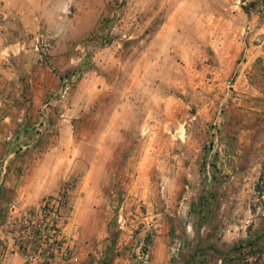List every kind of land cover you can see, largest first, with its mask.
Listing matches in <instances>:
<instances>
[{"label":"rangeland","instance_id":"obj_1","mask_svg":"<svg viewBox=\"0 0 264 264\" xmlns=\"http://www.w3.org/2000/svg\"><path fill=\"white\" fill-rule=\"evenodd\" d=\"M70 4L72 14L82 15L78 25L86 36L78 42L77 63L60 75L58 92L64 79L72 81L67 95L53 106L61 109L48 119L70 124L73 136L71 121H94L86 129L76 128L87 138L72 148V164L81 172L110 169L95 174L102 183L110 182L105 193L110 229L139 235L140 254L149 251L155 236L167 234L174 249H203L208 264L217 263L218 254L220 264H264V245L248 249L238 236L245 224L230 222L237 191L222 186L223 177L214 175V167L221 165L214 158L215 139L226 131L223 125L236 104L233 88L242 43L248 26H263L264 0ZM49 41L40 35L30 39L37 66H52L55 47ZM83 79L84 92L72 95ZM33 130L34 135L51 133L49 127ZM3 181L0 175V186ZM221 207L220 221L208 223ZM191 221L193 240L186 232Z\"/></svg>","mask_w":264,"mask_h":264},{"label":"crops","instance_id":"obj_2","mask_svg":"<svg viewBox=\"0 0 264 264\" xmlns=\"http://www.w3.org/2000/svg\"><path fill=\"white\" fill-rule=\"evenodd\" d=\"M70 1L0 0V160L5 163L0 186V264L57 263L62 259H68V264H208L203 249L196 247L197 253L193 247L174 249L176 244L167 234L153 238L144 263L140 236L110 229L105 194L110 182L95 177L110 169L91 167L81 172L72 164V148L83 145L87 138L76 128L86 129L94 121H71L78 133L73 136L70 124L48 119L61 108L45 110L44 104L58 92L60 75L77 63L78 42L86 36L78 25L82 15L70 12ZM248 30L233 88L236 104L223 125L226 131L215 139L214 158L221 165L214 167V175L223 177L222 186L237 191V210L230 222L245 224L238 236L244 237L249 249L254 243L264 245V24L248 26ZM32 35L52 42V66L36 65L29 50ZM86 84L85 79L80 80L72 95H81ZM39 126L49 127L51 133L34 135L33 128ZM77 173V181L69 184ZM65 188L69 189L70 210L58 235L51 238L41 205ZM223 208L217 215L210 214L208 223L220 221ZM192 226L193 222L186 231L189 240L194 239ZM236 237L235 233L232 238ZM202 238L208 239L199 236ZM218 255L213 264H220Z\"/></svg>","mask_w":264,"mask_h":264},{"label":"built area","instance_id":"obj_3","mask_svg":"<svg viewBox=\"0 0 264 264\" xmlns=\"http://www.w3.org/2000/svg\"><path fill=\"white\" fill-rule=\"evenodd\" d=\"M46 46H42V50L47 51ZM70 79H64L63 80V86L60 88L59 92L57 94H54L51 100L46 102L44 104V109H48L50 107L55 106L62 98H64L70 88L71 85ZM0 175H4L5 173V166H3L0 169ZM69 189L65 188L62 191V194L56 197H48L45 198L41 205V215L42 220L44 221V224H47L49 233L51 235V238H55L58 235L59 229L61 225L65 222L67 213L70 210L68 206V194ZM11 209L13 210L14 207L12 206ZM148 252H142L140 254V259L146 263L148 261ZM68 259H62L61 261L57 263H53L52 261H40L39 264H68Z\"/></svg>","mask_w":264,"mask_h":264}]
</instances>
